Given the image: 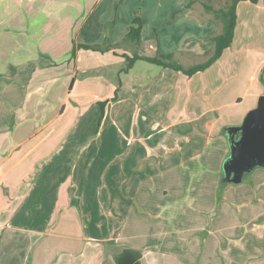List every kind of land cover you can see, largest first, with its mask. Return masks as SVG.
Listing matches in <instances>:
<instances>
[{"label": "crops", "instance_id": "0c3cea01", "mask_svg": "<svg viewBox=\"0 0 264 264\" xmlns=\"http://www.w3.org/2000/svg\"><path fill=\"white\" fill-rule=\"evenodd\" d=\"M32 1L11 6L12 13L23 9L16 25L1 28L0 20V29L13 30L0 34V49L11 51L0 55V100L2 110L14 109L12 116L0 112V264H113L112 253L123 247L140 251L144 264H212L215 257L221 264H264V210L258 206L264 204V168H254L238 188H219L229 152L223 128L241 123L264 94L263 1L238 3L232 43L206 69L189 77L160 66L147 85L125 81L132 97L109 101L101 121L118 117L124 131L108 135L94 132L97 102L119 90L108 76H127L138 61L126 72L116 68L125 61L121 54L136 51L122 41L134 17L141 20L142 51L173 53L185 66L212 51L208 37L221 24L200 1L74 0L84 4L79 29H107L96 43L115 47L81 48L74 58L50 60L42 55L48 48L39 49L41 33L32 32L43 25L31 22ZM33 44L36 59L28 52ZM67 112L73 117L65 120ZM101 136L105 145L96 144ZM245 206L252 213L213 226ZM38 212L41 224L29 225ZM207 215H215L210 225L199 226ZM185 218L190 230H207L201 242L191 237L190 257L160 230ZM93 220L102 232H89ZM225 228L230 240L217 234ZM208 256L211 263L204 261Z\"/></svg>", "mask_w": 264, "mask_h": 264}, {"label": "rangeland", "instance_id": "374dc122", "mask_svg": "<svg viewBox=\"0 0 264 264\" xmlns=\"http://www.w3.org/2000/svg\"><path fill=\"white\" fill-rule=\"evenodd\" d=\"M18 1L19 0H0V20H2L4 23L3 25H1V28L7 27L8 24H11L12 26L16 25L18 22H21L24 19L23 9H20L16 13H12V11H10L11 6H14L15 4L17 5ZM42 1H43L42 4H44V7L42 9H37V7H35L37 0H33L31 2V12H32L31 13V22L43 23V25L41 26L42 28L38 27L37 29H33L32 32L38 33V34L41 33L40 36L43 37V39H42L41 44L39 45V49L42 50V49L48 48L46 51L42 50L43 52H45L42 55L49 57L50 60H59V59L63 60L67 56H70L71 50L73 48H75V50H77V45H76L77 43L95 44L97 41L95 39L105 38V32L107 31V29L106 30L105 29L104 30H101V29L89 30L86 27H84L83 30L79 29V26L82 22V19L85 16L84 6H83L84 4L82 5V3H80V5L78 6V3L73 2L74 0H62V7L60 8L59 7V1L60 0H58V3H56V0H42ZM28 17H29V15H28ZM108 26H109V24H108ZM5 29H7V28L0 29L1 36H5V35L7 36V34H10L13 32L12 29H9L8 31ZM36 46H37V44H33V49L28 50V52L30 51L32 53V55L30 57H32L34 59L39 58L37 55L39 49H36ZM131 46L134 47V49L137 52H139L140 49L143 47V45H141L137 48V46L134 44H132ZM52 48L57 49L55 54H53L50 51ZM78 49H81V48H78ZM84 52H85V54H87L88 52H91V51H84ZM0 53H1L0 55L4 54L7 56L8 54H11V51L8 49L2 48V49H0ZM47 53L50 56H48ZM91 54H92V52H91ZM204 58H205V56L200 55L199 57L192 58L191 60H188V61H189V63H196V62L203 60ZM125 65H126V61H124V59H123V62L118 63L116 68L117 69L123 68V67H125ZM116 68H113V69H116ZM160 68L161 67L158 65L148 63L144 60H138L135 63V67H134L133 71H131L127 76L123 72H119V71L115 72V74H113V76L110 74L108 76L109 79L112 80L113 83H115V85L117 87H119V90L117 91V98L113 101L119 102L121 97L125 96V95L132 97V94L125 92L126 91L125 81L131 80L140 86L147 85V83H149L151 78L154 77L158 73ZM0 69L4 70L5 67L1 66ZM120 79L122 81L121 86H120L121 81L119 83ZM0 102H1L0 112L9 113L12 116L14 113V109L8 108L6 110H2L3 107H5V104L2 103L3 99H1ZM243 105H246V103H244ZM95 106H96V108H98L97 105H95ZM250 108L246 109L245 114ZM96 114H97V110H96ZM72 117L73 116H72L71 112H67V116H66L65 120H67V118H72ZM4 120L6 121V123L11 121L8 118L7 119L5 118ZM111 122L112 123L107 124V125H105V124L102 125V123L98 124V122H96V125L94 126V129H95L94 132L100 131V132H102V135H105V134L108 135V134L114 133V131L123 133L124 126L120 122L118 117H116V118L114 117V119H111ZM66 125H68V124L65 122L62 126L65 127ZM154 129H157V128H154ZM139 131L140 132H144V131L147 132L148 128H147V130H145V129L142 130V128H140ZM89 132H90V130H89ZM127 133H134V132L131 130ZM96 144H98V145H100V144L105 145L106 144V141L104 140L103 136H101L97 139ZM256 168H258V167H256ZM250 175H251V173H246L243 180L247 181V179L249 178ZM221 178H222V176H221ZM228 184L230 187L238 188V186L241 185L242 183L236 185L233 183L222 184L220 182L219 188L222 189ZM258 206L260 207L261 211L264 210V204H259ZM225 208L227 209V211L229 210L227 206H225ZM240 212L241 213H252L251 211L248 210L247 206H245V210H243V211H240L239 209L238 210L234 209L233 214H232V211H230L229 215L223 216L224 218L214 220L212 222L213 226L216 227V225H219V223H224V224L230 225L232 222L231 217L233 215H235V216L238 215ZM262 212H264V211H262ZM212 217H215V215H211L210 217H209V215H207V220L198 222L199 226H202L206 223L205 225H206V227H208V225H210V219ZM187 220H188V218H185L184 220H179V221L178 220L172 221L173 228H171V226H170L169 230H167L166 229L167 227L166 228L163 227L160 230L169 232V235H171V236H168V237L166 236V238L173 236L175 238V240H177L180 243L181 246L187 247V249L184 250L180 254L185 253V255L187 257H190L193 252H189V250H194L193 248H194V246H196L194 243L195 242L194 238H191V237L196 236L199 239V242H201L202 238L204 237L207 230H206V227H203V229L199 228L196 231H195V229L190 230V229L194 228V226H193V223L190 221H188V224H191V227L185 226V224L187 223L186 222ZM22 223H26V222H22ZM40 224H41L40 213L38 212L36 217L34 216V220L31 221L29 225H34L37 227ZM94 224H95V227H94ZM181 227H182V230L180 229ZM185 227H187V228H185ZM88 229H89L90 233L94 232V233L98 234V233L102 232L98 228L97 221L95 222V220H93L92 222H89ZM186 231H189V232H188V234L184 235L183 233H185ZM224 231H220V232L217 231V234L219 235L220 239L221 238L224 239L225 236H227L230 240L231 236H232V233H231L232 231L228 228H225ZM195 232H197V235L194 234ZM170 233H172V234H170ZM215 236L216 235H213L214 238H215ZM97 237H101V236H97ZM210 239L213 242L211 247H210V250H212L215 247L216 241L211 236L209 237V240ZM190 243L192 245H190ZM156 245L158 246L159 244H156ZM183 247H181V248L183 249ZM190 247H191V249H190ZM173 253H175V252H173ZM212 255H213V253H211L209 256H212ZM215 255L216 254L214 253L213 257H215ZM209 256L205 257L204 261L205 262L208 261L209 263H211ZM219 263L221 264L222 262L219 259H217L216 257L212 259V264H219Z\"/></svg>", "mask_w": 264, "mask_h": 264}, {"label": "trees", "instance_id": "16d2710c", "mask_svg": "<svg viewBox=\"0 0 264 264\" xmlns=\"http://www.w3.org/2000/svg\"><path fill=\"white\" fill-rule=\"evenodd\" d=\"M200 1L205 11L210 12L213 18L221 24V30L219 33L208 37L213 43V49L211 52L205 53V58L199 62L185 66L175 59L173 53H161L157 51L155 55H148L142 49L139 52L134 51L130 55L123 53L126 65L123 67V71H128L137 60H144L148 63H152L164 68H170L176 71L182 72L186 76H192L193 74L206 69L213 62H215L223 53L224 49L229 47L232 43L235 25L237 20V5L240 1H250L256 3L259 0H224L220 7H215L214 3L216 0H192ZM263 4H264V0ZM191 2V3H192ZM189 3V5H191ZM123 42H131L137 46V48L143 45L141 37V20L138 17L133 18V25L130 26L129 30L122 39ZM77 49H91L94 51L105 52L113 49L115 44H88V43H77ZM75 48L71 50L70 58H74L76 54ZM117 91L110 99L99 100L97 103L100 108V115L98 118V124L101 123L105 115V106L109 101H113L117 98ZM225 135V132L223 131ZM222 184H227L222 182ZM142 254L140 251L131 248L123 247L117 252L112 253L113 264H144V260L141 258Z\"/></svg>", "mask_w": 264, "mask_h": 264}, {"label": "water", "instance_id": "95a60500", "mask_svg": "<svg viewBox=\"0 0 264 264\" xmlns=\"http://www.w3.org/2000/svg\"><path fill=\"white\" fill-rule=\"evenodd\" d=\"M229 148L222 163V182L239 184L246 173L264 168V94L241 123L223 128Z\"/></svg>", "mask_w": 264, "mask_h": 264}]
</instances>
